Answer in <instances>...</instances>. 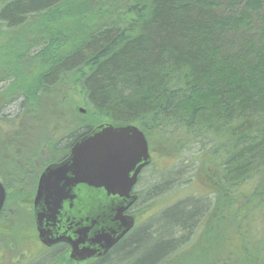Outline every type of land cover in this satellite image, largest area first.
<instances>
[{"label":"trees","instance_id":"obj_1","mask_svg":"<svg viewBox=\"0 0 264 264\" xmlns=\"http://www.w3.org/2000/svg\"><path fill=\"white\" fill-rule=\"evenodd\" d=\"M262 9L264 0H0V179L8 188L0 264H82L65 260L64 246L30 243L29 204L40 169L104 123L138 126L150 143L152 132L162 135L180 152L189 140L201 144L193 173L209 191L151 213L86 264H264L255 227L264 228ZM31 114L40 136L28 127ZM57 122L54 140L44 127L54 132ZM11 215L30 218L31 229L7 230ZM24 250L31 255L21 262Z\"/></svg>","mask_w":264,"mask_h":264},{"label":"water","instance_id":"obj_2","mask_svg":"<svg viewBox=\"0 0 264 264\" xmlns=\"http://www.w3.org/2000/svg\"><path fill=\"white\" fill-rule=\"evenodd\" d=\"M151 160L146 135L132 124L104 123L77 140L65 159L40 175L34 216L41 241L68 242L78 260L105 255L135 226L126 211ZM6 198L0 180V215Z\"/></svg>","mask_w":264,"mask_h":264},{"label":"rangeland","instance_id":"obj_3","mask_svg":"<svg viewBox=\"0 0 264 264\" xmlns=\"http://www.w3.org/2000/svg\"><path fill=\"white\" fill-rule=\"evenodd\" d=\"M234 10H235V14H236L235 16L239 15V13L242 11V10H240V7L238 9H234ZM263 12H264V9L260 10V13H263ZM251 15L253 16L252 21H254V20L257 21L259 19L258 18V12H253V13H251ZM249 22H251V21H249ZM262 28H264V23H263V27H261V29ZM253 29L255 31V28H253ZM250 32H251V34L254 33L253 31H250ZM257 39L259 40V43H260V41L262 40V37H259ZM0 60L4 61L7 59L4 58V60H3V57L0 55ZM2 70L3 69L1 68V70H0L1 75H2ZM33 70H35V66H34ZM224 76H225V74L223 73V70H221L220 73H219V71H215V77L216 78L224 77ZM4 85H5V83L0 82V88L3 87ZM6 108H5V110L7 113L13 114L15 112L16 106L13 104H10ZM62 109H63V112L65 114L66 110H67L66 104L62 105ZM70 110H71V108H70ZM78 110L80 112H83V113L86 112L84 106L79 107ZM33 118H34V115L31 114L29 116V119H28V121L30 120L31 126L28 125V127L31 129L32 135H34V136L39 135L40 136V134L42 133V131H41L42 130V122L39 121V123H38L37 117L34 119ZM61 125H63V122H61V123L57 122V124L54 128L55 129L54 132H51V130L47 129L46 125H45L44 129L46 131H48L50 133V137L52 136L53 139L55 140L58 133L60 132V129L58 127ZM100 125H102V124H100ZM100 125H98V126H100ZM98 126H96V127H98ZM152 135H153V140L150 143V151L154 154V163L144 171V173L140 177V182L135 187V191L140 195V201L137 203L136 206H134V210H133V213H135V215L137 217V226L138 225L141 226V225L150 223L149 222L151 220L150 217L154 216V215L150 216L151 213L156 214V212L160 211L164 207H168V206L172 205L173 203H175L181 199H184L186 196H195V195L197 196V194H200V193L206 194V191H209L207 189L204 190L200 186V184H199L200 181L198 179H195V176L193 173L194 169L196 168V162L199 159L198 153L201 151L200 150L202 148L201 144H196V143H193L192 141L189 140L188 142H185V145H190L192 147H187L182 152H180L179 151L180 147L178 146V148H177L175 141H172L171 144H167V141L165 140L164 136L162 137V135H159L156 133L153 134V132H152ZM35 140H36V138H35ZM183 141H186V140H183ZM47 143H46V146H48ZM53 145H54V143L50 144L51 147ZM63 145L64 144H62V145L60 144V146H63ZM51 147H49L48 150L46 147L47 154L52 158H55V159L59 158L60 155H62V154L60 152H55V149L53 151L52 150L53 147L52 148ZM69 152H70V150H69ZM51 161H53V160H51ZM51 163H53V162H51ZM44 168L45 167L40 169V171L38 173L37 181L41 175V171ZM1 170L3 173L5 172V170L3 171V167L1 168ZM9 180H11V178L8 176V180L5 179V181H7L9 183ZM166 181H167L168 187L166 190H163V186H164V183ZM13 185L9 186V189L11 190V194L13 195L12 196V199H13L12 203L14 204L16 202L17 198H19V195H18L19 193H17V194L13 193V192L17 191ZM156 185H158L160 187L159 188L160 192L156 191V194L157 193L158 194L156 196H153L150 200V196H149L150 191ZM35 190H36V188L34 187V194H35ZM135 195H137V194H135ZM151 195H152V191H151ZM33 201H34V197L32 196V199H31L30 204H29V205H31L32 212H33ZM7 209L10 210V208H7ZM33 216H34V213H33ZM3 219L4 220L2 223H4L3 225L6 227V229L8 230V228H9V230H19V232H21V233L20 234L18 233V235H22L23 233L28 232L29 229H31V226H30L31 221H29L30 218L28 220V217L25 215L24 216L21 215L19 217L11 215L7 219H6V217ZM31 225L34 227V229H35L34 232L36 233V231H37L36 222L35 221H34V223L31 222ZM255 227L257 228V230H258V228H260V230H261V232H263V236H264V228L262 227V223L261 222L256 223ZM34 237H35L36 241H39L37 233L35 236H33V235H31V232H30L29 236H27V239L29 238L30 243H32V240L34 239ZM31 248H32V244H31ZM24 251L25 252L27 251L26 253L29 255H28V257L22 256L20 258L21 262H26V261H28V259H30L29 258V256L31 255L30 251H28V250H24ZM31 251H34V250H31ZM63 258H65V260H68V261L72 260V259H70L68 253L63 255ZM263 258H264V242H263V247H262V253H260V260L262 261Z\"/></svg>","mask_w":264,"mask_h":264},{"label":"flooded vegetation","instance_id":"obj_4","mask_svg":"<svg viewBox=\"0 0 264 264\" xmlns=\"http://www.w3.org/2000/svg\"><path fill=\"white\" fill-rule=\"evenodd\" d=\"M151 155H152V152H151ZM152 162H153V155H152ZM152 162L149 164V165H147V166H145V167H143L142 168V170H141V172L139 173V176H138V181H137V183L134 185V187H133V191H132V194H137L138 195V199L134 202V204L130 207V209L128 210V211H126V214H130V215H132V216H134V218H135V227L137 226V217H136V215H135V213H133V210H134V206H136L137 205V203L140 201V195L135 191V187L137 186V184L140 182V177H141V175L144 173V171L147 169V168H149L151 165H152ZM45 169V168H44ZM44 169L42 170V171H44ZM42 171H41V173H42ZM40 178V177H39ZM38 181H39V179H38ZM38 181H37V183H36V186H35V188H36V190H35V194L33 195V197H34V199H35V196H36V193H37V187H38ZM33 203H34V201H33ZM35 222H36V220H35ZM134 227V228H135ZM36 228H37V224H36ZM133 228V229H134ZM133 229L129 232V233H127L118 243H116L105 255H102V256H98V257H92V258H87V259H83V260H78V259H74V258H71L70 257V251L72 250V245L71 244H69L68 242H59V243H56V244H54V245H52V246H47L46 244H44L42 241H41V239H40V237H39V232H38V229H37V231H36V233H37V236H38V239H39V241H40V243L42 244V245H44V246H46L47 248H50V249H52V248H55V247H58V246H64L63 248H65V252L66 253H68V255H69V257H70V259H72V260H74V261H76V262H78V263H82V264H86L87 262H89V261H91V260H95V259H100V258H103V257H105V256H107L112 250H113V248H115L124 238H126L127 236H129V234L133 231Z\"/></svg>","mask_w":264,"mask_h":264}]
</instances>
